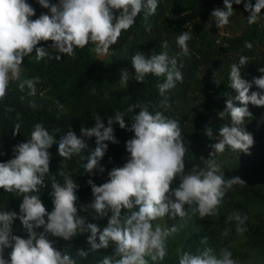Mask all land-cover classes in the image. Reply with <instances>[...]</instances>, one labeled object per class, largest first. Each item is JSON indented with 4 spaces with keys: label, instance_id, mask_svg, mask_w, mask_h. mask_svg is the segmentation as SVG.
I'll return each mask as SVG.
<instances>
[{
    "label": "clouds",
    "instance_id": "clouds-1",
    "mask_svg": "<svg viewBox=\"0 0 264 264\" xmlns=\"http://www.w3.org/2000/svg\"><path fill=\"white\" fill-rule=\"evenodd\" d=\"M243 2L224 0V7L212 12V18L220 29L228 25L234 15L233 3L239 5ZM39 3L50 8V14L32 19L35 9L27 0H0V100L6 97L13 81H19L21 91L27 88L28 95H36L40 78L21 80L24 58L34 53L37 62L45 58L61 59V55L53 56L47 48L40 46L41 42L51 41L52 49L66 56H74L76 49L89 44L95 46L96 53L106 54L122 33L134 26L141 13L155 15L159 6V0H59L58 4L39 0ZM245 9L250 13L247 23L256 24L264 13V0H256L255 4L248 0ZM192 39L189 31L176 38L184 55L189 54V41ZM245 46L252 48L251 43ZM164 47H167L166 42ZM247 63L248 58L240 56L239 63L230 66V86L238 95L229 98L225 111L219 113L221 118L227 114L230 123L219 128L218 142L211 145L213 151L205 160V168L193 166L186 172L188 149L178 120L166 116L163 111H150L149 104L129 106L128 112L140 108L131 119L129 130L134 132V137L126 142L130 158L123 167L111 170L110 179L102 185L88 181L94 196L91 207L97 216L103 218L109 211L112 213L103 230L95 223H86V219L78 214V185L71 173L59 172L63 183L52 178L54 209L48 212L39 193L46 186L45 178L50 172L49 149L58 144L59 155L70 159L85 152L88 145L72 131L57 140L59 129L50 132L42 123H36L30 139L15 146V157L0 162V189L23 197L19 217L15 212L0 211V264H76L69 255L55 247L49 234L69 240L84 233H90L88 243L93 250L106 249L110 243L115 245L113 255L105 256L100 264H150V261L160 264L168 254L169 238L178 233L179 228L154 224L155 221L168 214L173 219L177 216L181 219L197 215L200 219L216 216L227 192L235 185L245 183L239 177L225 178L216 156L226 149L250 154L249 150L254 145L253 135L246 130L244 123L246 118L252 117L249 104L264 107V94L250 92L253 83L264 90V76L254 78L253 82L243 79L240 67ZM132 65L138 82H144L150 74L163 78L157 84L160 96L165 97L160 107H169L165 94L175 88L177 82L183 83L184 80L177 59L166 51L153 52L150 57L141 51L132 56ZM259 71L264 73V67ZM128 80L129 73L124 71L120 82ZM233 99L243 106H235ZM32 107L36 105L33 103ZM124 116L125 113L117 111L115 116L108 117L105 126L101 117L96 115L94 127L81 129L83 136L96 138L95 150L86 157L81 156L86 160L82 165L85 172L92 173L98 168L104 171L100 161L108 149L105 142H118L112 125L118 123L121 129L128 128ZM20 128L21 124L16 123L13 135L19 134ZM207 135L213 137L211 128L207 129ZM177 180L179 186L173 188ZM137 207L138 210H134ZM122 210H127V213L122 215ZM17 218L28 230V238L12 235V225ZM227 220L236 222L237 233L246 231V216L234 212ZM41 227L44 231L38 232ZM227 234L225 231L224 235ZM6 248L11 249L10 260L4 258ZM79 255L87 256V253L81 250ZM179 264H239V261L233 258L228 248H221L217 254L208 247L195 254L183 252Z\"/></svg>",
    "mask_w": 264,
    "mask_h": 264
},
{
    "label": "trees",
    "instance_id": "trees-1",
    "mask_svg": "<svg viewBox=\"0 0 264 264\" xmlns=\"http://www.w3.org/2000/svg\"><path fill=\"white\" fill-rule=\"evenodd\" d=\"M27 2L35 9L36 14L32 19L39 18L41 14H50V8L42 7L39 0ZM247 2L244 0L239 5L233 3L234 15L230 17L227 30L222 32L214 26L211 14L216 8L224 7V0H159L156 14L145 16L141 13L134 26L123 32L119 41L109 49V58L96 53L92 44L76 49L74 56H66L54 51L51 41L41 42L40 46L47 48L53 56L61 55V59L45 58L37 62L34 53L24 58L21 80L39 77L40 82L36 85V95L30 96L27 88L21 91L19 81H13L6 97L0 100V162L15 157V146L30 139L36 123H42L50 132L59 129L57 140L68 131L75 132L85 140L88 148L80 155L64 159L59 155L58 144H54L49 149L50 172L45 178L46 186L41 188L39 195L48 212H51L54 209L52 178L63 183L59 172L71 173L78 185V214L86 219V223H95L101 230L107 226L112 213L109 211L103 218L97 216L91 207L94 196L88 181L102 185L110 179L111 170L123 167L130 158L126 142L134 137V132L129 130L131 119L135 113H139L140 108L128 112L129 106L149 104L150 111H163L166 116L178 120L188 149L186 172L191 171L193 166L205 168V160L210 158L213 151L211 145L218 142L219 128L230 123L227 114L221 118L219 113L225 111L229 98L238 95L230 86V66L238 64L240 56H246L248 63L240 67L241 77L253 82L254 78L264 76L259 71L264 67V13L259 22L249 25L247 16L250 13L245 9ZM251 2L255 4L256 0ZM49 3L58 4L59 0H49ZM184 31L191 32L193 37L189 41L188 55H184L176 43V38ZM165 42L167 47H164ZM246 43H251L252 48L248 49ZM141 51L149 57L153 52L166 51L178 61L184 80L183 83L177 82L176 87L165 94L170 105L167 108L160 107L165 97L160 96L157 84L162 77L150 74L144 82L134 78L132 56ZM115 65L124 66L129 73L126 85L117 84L111 75L104 76ZM215 80L220 83L217 84ZM256 91L264 94V90L253 83L250 92ZM33 103L36 107H32ZM233 103L243 106L235 99ZM248 108L252 117L246 118L244 127L254 138L250 154L226 149L216 156L225 178L239 177L245 183L237 184L227 192L216 216L204 219L198 215L183 219L177 216L173 219L168 214L155 221L154 224L165 227L176 225L179 228L178 233L169 238L168 254L160 264H179L183 252L195 254L208 247L217 254L221 248H228L239 264H264V107L249 104ZM117 111L125 113L128 128L121 129L118 123L112 125L118 142H105L108 149L100 161L104 171L98 168L92 173L85 172L82 165L86 160L81 156L86 157L95 150L96 138L83 136L81 129L94 127L96 115L107 126L108 117L115 116ZM16 123L21 124L20 133L13 135ZM208 128L212 129L213 137L207 135ZM178 186L179 180L172 185L173 188ZM22 201V196L0 189V211L15 212L19 217ZM134 210H138V207ZM234 212L247 217L244 225L246 231L242 234L237 233L235 221L227 220ZM126 213L127 210H122V215ZM37 231L44 229L41 227ZM225 231L228 232L226 236ZM12 235L22 238L29 236L19 218L13 222ZM89 235L78 234L64 240L49 234V239L58 250L76 260L80 251L90 245ZM114 248V244L106 248L92 263L100 264L105 256L113 255ZM10 253L11 249L6 248L4 258L10 260ZM150 264L153 262L150 261Z\"/></svg>",
    "mask_w": 264,
    "mask_h": 264
},
{
    "label": "rangeland",
    "instance_id": "rangeland-1",
    "mask_svg": "<svg viewBox=\"0 0 264 264\" xmlns=\"http://www.w3.org/2000/svg\"><path fill=\"white\" fill-rule=\"evenodd\" d=\"M213 24H214V26H215L216 28H218V29H219L220 31H222V32H224V31L227 30V25H226L224 28L220 29V28L217 26L215 20H214V23H213ZM101 55H104V56H106L107 58H109L108 53H106V54L101 53ZM21 69H22V67H21ZM124 71H127L126 68H125L124 66L115 65V67L111 68V70H110L109 73H108V72H105V73H104V76L111 75V77L115 80V82H116L117 84L126 85V83H128V82H126V83H121V82H120L121 79H122V73H123ZM128 81H129V80H128ZM97 242H99V241L97 240ZM112 245H113V244L110 243L109 247L112 246ZM84 252L87 253V256H81V255H80L76 260H74V261L76 262V264H93V263H92V260H93L94 258H96L97 256H99L100 254L104 253V252H105V249L102 248V249H99V250H93V249L91 248V245H88V247L84 250Z\"/></svg>",
    "mask_w": 264,
    "mask_h": 264
}]
</instances>
